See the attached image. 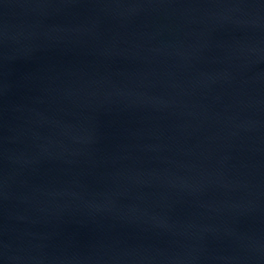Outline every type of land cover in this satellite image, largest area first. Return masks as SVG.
<instances>
[{
    "label": "water",
    "instance_id": "1",
    "mask_svg": "<svg viewBox=\"0 0 264 264\" xmlns=\"http://www.w3.org/2000/svg\"><path fill=\"white\" fill-rule=\"evenodd\" d=\"M0 264H264V0H0Z\"/></svg>",
    "mask_w": 264,
    "mask_h": 264
}]
</instances>
